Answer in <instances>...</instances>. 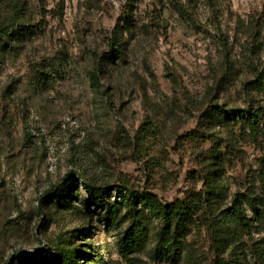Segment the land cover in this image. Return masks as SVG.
Listing matches in <instances>:
<instances>
[{
	"label": "rangeland",
	"instance_id": "1",
	"mask_svg": "<svg viewBox=\"0 0 264 264\" xmlns=\"http://www.w3.org/2000/svg\"><path fill=\"white\" fill-rule=\"evenodd\" d=\"M169 1L30 0L36 34L0 49V264H57L74 250L77 264H245L243 231L229 224L219 235L216 225L260 193L264 115L258 136L240 116L264 110L254 88L264 75V0H194V25ZM126 22L123 55L110 62ZM147 125L154 135L138 147ZM80 175L108 188L112 203L127 186L191 204L178 250L162 254L163 225L149 216L148 239L125 261L127 208L86 207ZM69 179L71 203L58 202Z\"/></svg>",
	"mask_w": 264,
	"mask_h": 264
},
{
	"label": "trees",
	"instance_id": "2",
	"mask_svg": "<svg viewBox=\"0 0 264 264\" xmlns=\"http://www.w3.org/2000/svg\"><path fill=\"white\" fill-rule=\"evenodd\" d=\"M210 7L215 6L217 0H206ZM169 4L176 14L194 25V16L190 9L195 5L194 0H189L186 6L180 0H170ZM30 0H0V49L2 51H13L17 47L13 45L28 37L36 34L33 26L30 25L31 17ZM130 23L126 22L125 27H121L114 34L110 41L111 53L105 57L108 61L119 59L123 55L122 38L125 30H129ZM101 69H95L91 74V80L97 82ZM51 77L49 74H43L41 80H47ZM254 88L264 95V75H260L254 82ZM221 109H217L216 113H220ZM260 114L264 115L263 108L257 112H245L240 118L243 128H248L250 134L258 136L261 134ZM154 129L149 125L142 127L135 137L136 146H144L148 138L154 135ZM71 178V176H70ZM258 183L260 193L257 195L246 194L243 201L234 204L228 210L222 211L221 217L217 222V233L220 235L226 230L229 224H234L238 230L243 231V260L245 264H264V161L261 162L258 172ZM86 192V199L83 203L86 207L93 205L100 210H104L107 214L116 211L118 206L127 208L128 228L124 237L119 242V252L125 261H129V256L134 250L143 246L148 239L147 221L149 216L157 218L163 225L159 232L158 238L162 248V254L171 255L172 250L177 251L176 237L184 234L187 230L188 223L192 218L193 206L186 202L177 201L174 203H163L158 197L149 192H136L127 186L115 187L116 200L114 203L110 201V190L96 183H92L85 175L79 176ZM73 179H69L62 189L55 193V199L70 204L73 197L71 185ZM69 192L68 196L64 192ZM251 213V217H249ZM257 229L262 238L256 239L253 236V230ZM245 236V237H244ZM20 255V257H22ZM92 255L84 256L86 261H90ZM83 255L78 250L61 254L56 261L57 264H77V259H81ZM102 263L104 261L101 259ZM222 264H225L224 261Z\"/></svg>",
	"mask_w": 264,
	"mask_h": 264
}]
</instances>
